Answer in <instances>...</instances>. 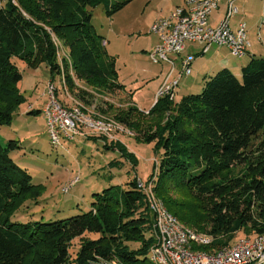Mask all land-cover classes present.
Masks as SVG:
<instances>
[{"label":"trees","instance_id":"1","mask_svg":"<svg viewBox=\"0 0 264 264\" xmlns=\"http://www.w3.org/2000/svg\"><path fill=\"white\" fill-rule=\"evenodd\" d=\"M14 1L0 7V126L10 125L24 102L17 60L32 69L52 65L53 33L67 41L83 76L100 87L115 86L116 65L103 57L104 39L88 10L110 0ZM127 3L113 4L108 15ZM149 112V119L138 118L145 113L129 106L120 121L139 141L157 143L162 150L152 174H157L155 190L183 224L214 238L201 250L218 251L238 235H264V58L253 57L241 77L222 69L206 79L202 93L179 103L160 97ZM17 146L16 141L0 143V264H152L154 217L136 180L123 193L111 188L95 194L86 213L53 223L13 221L44 188L9 156ZM173 187L194 198L171 197ZM78 238L81 245L73 257Z\"/></svg>","mask_w":264,"mask_h":264},{"label":"rangeland","instance_id":"2","mask_svg":"<svg viewBox=\"0 0 264 264\" xmlns=\"http://www.w3.org/2000/svg\"><path fill=\"white\" fill-rule=\"evenodd\" d=\"M7 1L10 0H5L4 5ZM11 1L15 4L14 0ZM125 2L128 3L123 8L108 15L113 4ZM183 5V0H110L107 4L88 7L93 16L92 25L97 35L104 39L103 57L116 65L115 86L110 83L105 88L100 87L83 76L76 68L75 54L67 41L54 33L51 35L57 53L52 65L43 64L32 69L17 60L23 76L19 91L24 96V102L15 112L12 123L0 126V143L7 146L9 141L17 142L16 150L10 151L9 156L20 168L27 170L36 185L44 188L40 199L26 203L14 215L13 221L59 222L91 210L95 194L111 188L123 193L131 187L129 183L137 179L144 183L149 181L156 162L159 164L162 159V150H157V143L139 141L134 132H127L120 115L126 113L129 106L135 105L145 113L136 116L149 119V111L156 104L158 92L165 81L182 76L183 59L193 57L192 73L180 80L174 95L168 96L175 103L188 95L202 93L206 79L217 73H207L212 65L209 57L217 46L203 55L199 45L187 43L186 50L179 56L170 55L176 64V70L170 76V64H155L150 59L149 53L160 43L158 36L151 31L153 25L169 17L177 6ZM236 5L240 12L232 20V29L240 23L246 24L251 53L237 58L226 49H220V58L227 57L225 61L228 66L223 69H229L241 77L243 68L253 57L264 58V0H237ZM217 17L218 14H214L211 21H216ZM118 83L121 85L119 89L116 87ZM50 88L54 93L52 96L62 105L84 109L92 118L107 125L122 126L126 131L114 130L108 134L81 128V135L74 136L72 140L63 136L61 145L53 146L45 117ZM37 111L39 113L36 115L29 114ZM76 178H79L78 183L68 194L64 193V188ZM171 192V197L178 200L193 197L191 192L175 187L171 188ZM161 195L162 192L156 190V196L164 201ZM195 199L208 206L205 201ZM188 227L203 233L199 228ZM85 236L95 238L92 234ZM223 244L220 249L226 246ZM80 245L81 239L73 241L70 251L73 257ZM129 246L139 248L138 244L130 243Z\"/></svg>","mask_w":264,"mask_h":264},{"label":"built area","instance_id":"3","mask_svg":"<svg viewBox=\"0 0 264 264\" xmlns=\"http://www.w3.org/2000/svg\"><path fill=\"white\" fill-rule=\"evenodd\" d=\"M222 0H183V6H177L167 18L156 22L151 31L157 35L160 43L149 53L153 63L166 62L172 66L170 75L176 70L175 61L170 55L179 56L186 50L187 43L201 47V54L210 52L213 46L226 47L233 57L243 58L249 54L251 47L245 23L238 24L235 30L231 22L240 10L237 0H229L224 17L216 26L210 23V16L219 9ZM15 2V1H14ZM5 0H0V7ZM193 57L183 59V74L170 80L168 78L160 91V97L174 95L180 86V80L192 73ZM51 90V88H50ZM45 117L53 146L59 147L62 137L72 140L82 134L81 128L110 134L114 130L125 132L122 126H112L89 116L84 109H74L62 105L50 91ZM176 96V95H175ZM157 102V101H156ZM79 178L71 181L63 192L68 194L78 183ZM157 174L147 183L137 179V190L146 196L149 210L154 217L153 230L155 243L150 249L149 260L152 264H264V235L241 237L230 246L211 252L199 247L210 246L214 240L207 233L196 232L182 224L167 208L164 201L156 196ZM99 264H126L100 262Z\"/></svg>","mask_w":264,"mask_h":264},{"label":"crops","instance_id":"4","mask_svg":"<svg viewBox=\"0 0 264 264\" xmlns=\"http://www.w3.org/2000/svg\"><path fill=\"white\" fill-rule=\"evenodd\" d=\"M228 1L229 0H222L221 3H220V6H219V9L216 10L211 16H210V23L213 24L214 26H216L218 24V22L224 17L225 15V12L227 10V4H228ZM224 2V3H223ZM214 14H218V17H217V20L212 22L211 19L213 17ZM231 26H232V22H231ZM237 28V27H236ZM234 27V30L236 29ZM160 41V40H159ZM251 44V43H250ZM220 49H226L227 52H229V50L226 48V47H222V48H219L217 47V49H215L213 51V54L211 55V57H209V62H212V65L210 67V69L207 71V73L209 72H213V73H216L218 72L217 70H222L223 68H227V62L225 61V59L227 57H224L223 59L220 58L221 57V50ZM213 49L210 50V52L212 51ZM230 53V52H229ZM250 50H249V54H250ZM248 54V55H249ZM211 74V73H210Z\"/></svg>","mask_w":264,"mask_h":264}]
</instances>
